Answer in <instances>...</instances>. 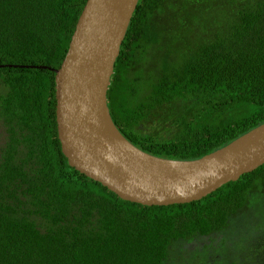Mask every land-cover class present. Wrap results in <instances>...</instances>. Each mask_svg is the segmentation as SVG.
I'll return each mask as SVG.
<instances>
[{
    "label": "trees",
    "instance_id": "16d2710c",
    "mask_svg": "<svg viewBox=\"0 0 264 264\" xmlns=\"http://www.w3.org/2000/svg\"><path fill=\"white\" fill-rule=\"evenodd\" d=\"M84 2L0 0V264L182 263L183 243L254 212L264 164L169 205L122 200L70 167L51 69ZM106 105L128 142L168 159L200 158L263 123L264 0H137Z\"/></svg>",
    "mask_w": 264,
    "mask_h": 264
},
{
    "label": "water",
    "instance_id": "95a60500",
    "mask_svg": "<svg viewBox=\"0 0 264 264\" xmlns=\"http://www.w3.org/2000/svg\"><path fill=\"white\" fill-rule=\"evenodd\" d=\"M136 2L85 0L64 56L51 69L56 136L70 167L120 199L187 203L264 164V122L193 160L157 157L128 142L111 121L106 90Z\"/></svg>",
    "mask_w": 264,
    "mask_h": 264
},
{
    "label": "rangeland",
    "instance_id": "374dc122",
    "mask_svg": "<svg viewBox=\"0 0 264 264\" xmlns=\"http://www.w3.org/2000/svg\"><path fill=\"white\" fill-rule=\"evenodd\" d=\"M251 205L254 212L250 206L240 212V220L244 221L239 224L237 221L212 239L186 241L181 248L185 254L182 263L175 255L172 261L178 264H264V195ZM193 253H197V257Z\"/></svg>",
    "mask_w": 264,
    "mask_h": 264
}]
</instances>
